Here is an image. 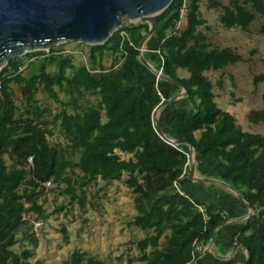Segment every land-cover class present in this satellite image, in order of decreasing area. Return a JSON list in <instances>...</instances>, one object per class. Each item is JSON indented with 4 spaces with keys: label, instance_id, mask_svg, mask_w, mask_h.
Masks as SVG:
<instances>
[{
    "label": "trees",
    "instance_id": "obj_1",
    "mask_svg": "<svg viewBox=\"0 0 264 264\" xmlns=\"http://www.w3.org/2000/svg\"><path fill=\"white\" fill-rule=\"evenodd\" d=\"M200 0H171L156 15L157 68L163 76L185 89V105L162 109L163 120L155 129L154 108L160 103L158 91L166 99L165 80L146 76L138 68L140 50L126 33L147 31V22L122 25L101 44L87 45L86 63L75 65L70 56L44 55L35 72L24 75L19 58L10 59L0 71V264H41L31 262L34 252L24 247L15 252L17 234L25 229L35 246L33 223L27 215L35 207L45 184L64 183V192L82 205L77 193L97 182L120 180L130 188L136 211L130 223L143 231L135 241L140 264H186L191 261L194 240L206 244L225 216L219 208L203 204L179 187L189 179L188 155L194 160L221 164L223 178L233 188L243 189L242 197L254 211L264 209V133L243 130L236 118L215 102L214 83L205 72L221 70L241 59L232 47L209 43L200 27L208 28ZM220 23L246 30L256 14H264V0H227ZM217 7V0H208ZM245 4L251 7L248 10ZM182 9V11H180ZM177 25V27L175 26ZM175 29V32L170 30ZM121 31L125 35L120 34ZM38 51L44 50H37ZM106 51L115 58L106 66ZM33 52H26L31 55ZM40 53V52H39ZM117 55V57H116ZM154 54V58H155ZM264 60V58H263ZM52 61L56 69L46 67ZM155 67V65H154ZM183 68L187 76H180ZM144 77V76H143ZM264 75L253 77V83ZM21 91L22 110L16 105L10 83ZM221 87V82L217 81ZM68 96L64 107L51 113L36 94L42 90L59 101L58 91ZM93 98V101L89 100ZM83 100V104H80ZM64 104V103H63ZM247 119L264 123V91L261 106L250 109ZM53 128L64 141L51 143ZM172 140H178L174 143ZM127 154V156H123ZM220 165V166H221ZM77 170V179L68 172ZM196 204L205 206L204 218ZM38 218V217H35ZM66 240L65 228L62 227ZM236 244L245 249L242 264H264V214L248 218L234 234ZM134 260L129 258L127 263ZM58 264H106L105 259L79 248Z\"/></svg>",
    "mask_w": 264,
    "mask_h": 264
},
{
    "label": "rangeland",
    "instance_id": "obj_2",
    "mask_svg": "<svg viewBox=\"0 0 264 264\" xmlns=\"http://www.w3.org/2000/svg\"><path fill=\"white\" fill-rule=\"evenodd\" d=\"M217 1L220 5L215 8L209 6L208 0L199 1L200 11L208 25V28L200 27V29L205 32L211 45L232 47L240 54L241 59L234 64L226 65L221 70L205 72L214 83V100L221 109L236 118L243 130L264 133L263 122L254 123L247 119L250 109L261 106V94L264 91V81L253 83L255 75H264V14H256L255 19L246 30L238 27L226 28L220 23L219 17L222 14V6L227 5L228 2L227 0ZM245 7L253 11L247 4ZM120 22L118 28L128 24L129 20L125 15H122ZM145 32L141 29L132 30L126 34L131 42L137 44L138 47ZM123 34L125 35L124 31ZM150 36L143 41L142 48H145V51L142 49L140 53H143L144 58L156 54L155 58L151 57L153 58L151 60L153 72L146 70L140 62L138 68L142 72V78L152 77V74L156 78L159 72L156 66L160 59L157 57V51L155 52L157 41L155 37ZM87 45L78 41H61L50 45L48 49L44 50V53L43 51L34 53L41 49L29 51L33 52L31 55H25V52L16 57L23 64L19 70L24 75L35 72L44 55L46 56L50 50L55 56L69 55L75 65L85 64L88 57ZM114 58L115 55L111 51H106L103 62L108 66ZM46 67L52 72L56 69V65L52 61H46ZM178 74L180 76L188 75L183 68L178 69ZM163 79L167 82L165 84H173L168 89L172 92L167 91L168 96L183 91L171 80ZM217 81L221 82V87L217 85ZM10 88L16 105L22 110L24 103L21 99L19 86L12 82ZM57 91L59 101L48 97L42 90L37 92L36 97L42 105L50 108L51 113L58 111L62 106L66 111L79 108L72 107L67 103L68 96L64 91L59 89ZM89 100L93 101V98L89 97ZM79 102L80 104L84 103L83 100ZM185 104L186 100L182 93L179 98L172 99L169 105L174 107ZM53 131V135L48 137L49 141L51 143L63 142L64 139L57 129L53 128ZM123 156H127V154ZM191 157H193L192 153ZM77 174V170L68 172L71 179H77ZM124 179L125 174L120 180L104 181L98 178L96 183L86 186L82 193L77 190L83 199L82 205L76 198L71 199L70 195L64 192V183L50 186L46 183L43 193L38 196L35 204L39 212L27 215V218L33 223L32 229L36 237V244L33 246L25 235V229H20L17 234L18 242L13 250L19 252L24 247L31 248L34 252L31 262L34 263L37 260L41 264H58L76 248L105 259L106 264H128L129 258L134 260L131 264H140L136 261L138 250L135 241L145 233L130 223L136 211L132 202L133 194ZM62 227L65 228L66 240L63 238Z\"/></svg>",
    "mask_w": 264,
    "mask_h": 264
},
{
    "label": "water",
    "instance_id": "obj_3",
    "mask_svg": "<svg viewBox=\"0 0 264 264\" xmlns=\"http://www.w3.org/2000/svg\"><path fill=\"white\" fill-rule=\"evenodd\" d=\"M170 2L171 0H0V71L10 59L29 52L32 46H50L57 41L101 44L112 30L115 31L120 26L122 15L128 18L130 27L144 22L149 24L138 43L141 50L145 38L156 30V15ZM130 18L139 19L131 21ZM161 77L169 79L163 75ZM184 92L185 89L182 93ZM163 103L164 101L160 102L153 113ZM189 149L193 154L191 146ZM237 195L242 198L239 193Z\"/></svg>",
    "mask_w": 264,
    "mask_h": 264
},
{
    "label": "crops",
    "instance_id": "obj_4",
    "mask_svg": "<svg viewBox=\"0 0 264 264\" xmlns=\"http://www.w3.org/2000/svg\"><path fill=\"white\" fill-rule=\"evenodd\" d=\"M142 51H145L143 48ZM156 52V51H155ZM143 54V53H142ZM140 53V62L146 70L153 72L151 57L144 58ZM170 85L166 86L167 91ZM179 94L168 96L164 103L153 113L157 122L163 120L162 109L179 98ZM194 154L188 162L189 179H179L178 186L188 191L195 200L219 208L224 214V220L214 229L211 239L205 244V250L193 261L186 264H242L247 257L245 249L236 244L234 234L250 217L263 215L264 209L253 210L242 197L243 189L231 187L222 177L223 167L218 163L200 162L194 160ZM221 165V166H220ZM237 193L241 195L240 198Z\"/></svg>",
    "mask_w": 264,
    "mask_h": 264
},
{
    "label": "built area",
    "instance_id": "obj_5",
    "mask_svg": "<svg viewBox=\"0 0 264 264\" xmlns=\"http://www.w3.org/2000/svg\"><path fill=\"white\" fill-rule=\"evenodd\" d=\"M180 11H182V9H180ZM175 26L177 27V25H175ZM171 31H172V32H175V29L170 30V32H171ZM120 33L123 35V31H121ZM138 49H139V48H138ZM142 49H143V48H141V50H142ZM141 50H140V51H141ZM158 75L161 76V74H160V69H159V72L157 73L156 80L159 78ZM158 94H159V96H160V102H163V101L166 100V99L164 98V96H163L159 91H158ZM152 122H153V125H154L155 129L157 130L158 125H157V122H156V120H155L153 114H152ZM170 142H171L174 146H175L174 143H177L176 141H170ZM187 155H188V162H189L190 159H192V157H191V151H190L189 154H187ZM189 158H190V159H189ZM173 188H174L175 190L179 191L180 193H183V192L180 190V188H179V186H178V184H177L176 181L173 182ZM196 206H197V208H198V211L201 212V214L203 215V217H204V218H207V215L205 214V206L202 205V204H196ZM204 250H205V244H202L201 242H198V241L194 240L193 243H192L191 261H193L195 258H197L200 254H202V253L204 252Z\"/></svg>",
    "mask_w": 264,
    "mask_h": 264
},
{
    "label": "bare ground",
    "instance_id": "obj_6",
    "mask_svg": "<svg viewBox=\"0 0 264 264\" xmlns=\"http://www.w3.org/2000/svg\"><path fill=\"white\" fill-rule=\"evenodd\" d=\"M139 18H130V20L131 21H137ZM112 31H114V30H112ZM112 31L110 32V33H112ZM110 33L108 34V36L110 35ZM106 40V39H105ZM57 42H59V41H57ZM50 46H44V45H41V46H32L31 48H30V50L29 51H31V50H36V49H41V50H45V49H48ZM26 49H28V47L26 48Z\"/></svg>",
    "mask_w": 264,
    "mask_h": 264
}]
</instances>
